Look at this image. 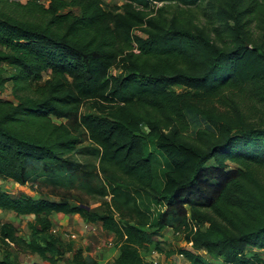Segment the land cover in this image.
Wrapping results in <instances>:
<instances>
[{"label": "trees", "instance_id": "obj_1", "mask_svg": "<svg viewBox=\"0 0 264 264\" xmlns=\"http://www.w3.org/2000/svg\"><path fill=\"white\" fill-rule=\"evenodd\" d=\"M120 1L0 0V179L106 209L0 190V210L34 218L29 241L0 222V264H17L12 245L97 264L52 214L114 236L112 264H145L166 229L189 264H264V118L243 103L264 92V0Z\"/></svg>", "mask_w": 264, "mask_h": 264}, {"label": "rangeland", "instance_id": "obj_2", "mask_svg": "<svg viewBox=\"0 0 264 264\" xmlns=\"http://www.w3.org/2000/svg\"><path fill=\"white\" fill-rule=\"evenodd\" d=\"M25 2V0H16ZM43 2V0H41ZM106 7L112 5H120V0H104ZM137 34H139L137 32ZM118 70L113 69L110 74L116 75ZM48 78V75H44L42 82ZM180 91L181 88H175ZM243 103L245 105V112L250 111V116L258 121L264 118V92L248 91L243 93ZM2 99H12L10 94V85L5 88L3 94H0ZM90 110L86 105L81 109V112L88 113ZM56 123L60 121L55 120ZM87 143H84L86 145ZM75 156L78 161H85L89 159L83 156ZM0 190L8 193L11 197L17 198L25 196L34 200L40 198H47L53 201L68 202L72 205H85L89 207L90 211L103 213L106 209L104 202L100 198L87 196L85 193L75 190H67L56 187H51L43 184L41 181H36L32 184L21 186L9 180L0 179ZM109 201V198L104 199ZM52 222L51 231H55L54 234L65 245L71 244L75 249L81 248L89 252V254L96 260L97 264H112L117 254V246L115 244V238L110 233H106L100 228L98 223L93 224V228L89 229L86 224L78 215H63L52 214L50 216ZM0 222L10 223L18 229V235L24 238L26 241L31 239L30 231L27 227L28 223L34 222L33 216H16L12 212L0 210ZM75 235V239H71L70 236ZM154 244L150 245L147 250H141L143 260L145 264H152V260L156 261V264H189L183 257L177 255V250L186 249L189 246L186 245L181 235L174 234L172 231L166 229L162 231V237L157 241L153 239ZM111 244V245H110ZM8 252L11 254L12 259L17 264H49L48 262L40 259L36 255H32L27 251H24L16 246H10ZM156 252V257H150V251ZM0 253L3 251L0 249ZM261 255L263 253H260ZM71 253L64 254L63 258L55 264H66L70 259Z\"/></svg>", "mask_w": 264, "mask_h": 264}, {"label": "built area", "instance_id": "obj_3", "mask_svg": "<svg viewBox=\"0 0 264 264\" xmlns=\"http://www.w3.org/2000/svg\"><path fill=\"white\" fill-rule=\"evenodd\" d=\"M92 226H93V225H87V226H85V227L91 229V228H93ZM53 233H55V231H53ZM70 238H71V239H75L76 236H75V235H71ZM110 245H111V244H110ZM189 245H190V244H189ZM150 255H151V258H155L157 254H156L155 251H152ZM180 256H181V255H180ZM181 257H182V256H181ZM152 264H156V261L152 260Z\"/></svg>", "mask_w": 264, "mask_h": 264}, {"label": "crops", "instance_id": "obj_4", "mask_svg": "<svg viewBox=\"0 0 264 264\" xmlns=\"http://www.w3.org/2000/svg\"><path fill=\"white\" fill-rule=\"evenodd\" d=\"M163 231H164V230H163ZM161 233H162V232H161ZM187 246H190V245H187ZM152 251H154V250H151V251H150V254H151ZM118 253H119V252L117 251L116 257H117V255H118ZM150 254H149V255H150ZM141 256H142V254H141ZM142 257H143V256H142ZM150 257H151V255H150Z\"/></svg>", "mask_w": 264, "mask_h": 264}, {"label": "water", "instance_id": "obj_5", "mask_svg": "<svg viewBox=\"0 0 264 264\" xmlns=\"http://www.w3.org/2000/svg\"><path fill=\"white\" fill-rule=\"evenodd\" d=\"M80 207H84L83 205H81ZM86 209L88 210L89 209V207H86Z\"/></svg>", "mask_w": 264, "mask_h": 264}, {"label": "clouds", "instance_id": "obj_6", "mask_svg": "<svg viewBox=\"0 0 264 264\" xmlns=\"http://www.w3.org/2000/svg\"><path fill=\"white\" fill-rule=\"evenodd\" d=\"M89 225H92V224H89Z\"/></svg>", "mask_w": 264, "mask_h": 264}]
</instances>
